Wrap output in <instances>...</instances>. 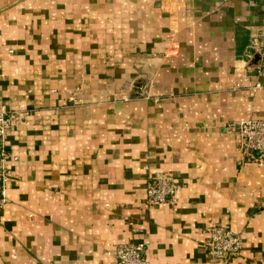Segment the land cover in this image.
I'll use <instances>...</instances> for the list:
<instances>
[{"label": "crops", "instance_id": "obj_1", "mask_svg": "<svg viewBox=\"0 0 264 264\" xmlns=\"http://www.w3.org/2000/svg\"><path fill=\"white\" fill-rule=\"evenodd\" d=\"M259 2L0 0V105L20 112L0 264H114L132 243L151 264H218L213 224L244 238L231 264H264V169L227 129L264 120ZM140 76L174 96L119 102ZM157 173L176 203L147 204Z\"/></svg>", "mask_w": 264, "mask_h": 264}, {"label": "built area", "instance_id": "obj_2", "mask_svg": "<svg viewBox=\"0 0 264 264\" xmlns=\"http://www.w3.org/2000/svg\"><path fill=\"white\" fill-rule=\"evenodd\" d=\"M261 1L264 3V0ZM259 39L262 48L264 46V31L259 34ZM262 52L260 50V53ZM252 53L253 55L257 53L256 49ZM256 89H264V85L257 84ZM19 116V111L0 109V209H3L7 204L6 183L8 176L6 164L10 155L6 150V141L13 123ZM227 129L236 134L237 149L241 155L249 162L264 169V120L238 121L229 124ZM181 188V184L170 175L157 173L151 176L147 182V204L153 208H162L168 204H174ZM206 235V248L212 262L231 264L242 255L244 248L242 235L216 224L206 229ZM114 255L116 258L114 264H151L145 255V246L142 243L121 245L116 248Z\"/></svg>", "mask_w": 264, "mask_h": 264}, {"label": "rangeland", "instance_id": "obj_3", "mask_svg": "<svg viewBox=\"0 0 264 264\" xmlns=\"http://www.w3.org/2000/svg\"><path fill=\"white\" fill-rule=\"evenodd\" d=\"M181 88H187V87H181ZM153 89V86L151 84V81L144 77V76H140L137 77L136 79L128 82L126 85H124L122 87V91H127L128 95L127 97H123L121 95L122 91H120L119 93H117V95L115 97H121L118 99L119 102H128L130 100H153L155 102H159L160 100H162V97H173L174 95H171L172 93L170 91H168L169 93L165 94L162 93L160 95H153L151 93V90ZM181 90V89H180ZM176 90H174L175 92ZM173 92V93H174ZM179 93H181L180 91H178ZM179 93H174L175 95H178ZM82 101H77L76 103H73V105H82ZM4 108L7 110H12L10 109L7 105H0V109ZM16 111V110H15Z\"/></svg>", "mask_w": 264, "mask_h": 264}, {"label": "water", "instance_id": "obj_4", "mask_svg": "<svg viewBox=\"0 0 264 264\" xmlns=\"http://www.w3.org/2000/svg\"><path fill=\"white\" fill-rule=\"evenodd\" d=\"M251 1H257V0H251ZM260 5H262V6H264V3H263V1H261L260 0ZM261 56H262V54L261 53H255V55H254V57H253V62H258V60H260V58H261Z\"/></svg>", "mask_w": 264, "mask_h": 264}]
</instances>
